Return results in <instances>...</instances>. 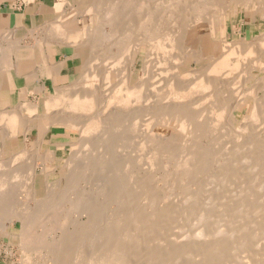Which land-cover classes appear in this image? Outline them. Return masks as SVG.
Instances as JSON below:
<instances>
[{"label": "bare ground", "instance_id": "6f19581e", "mask_svg": "<svg viewBox=\"0 0 264 264\" xmlns=\"http://www.w3.org/2000/svg\"><path fill=\"white\" fill-rule=\"evenodd\" d=\"M149 2L146 5L136 0H62L58 7L62 23L78 18L81 21V27L74 25L71 32L65 31L63 25L54 28L60 38L74 44L82 60L74 81L55 88L54 94L39 104L25 103L20 108L0 110V244L5 238L11 243L18 242L23 255L20 264H264V181L260 179L264 164L262 167L259 164L264 156L259 162L255 161V152L264 146V137L260 136L264 128L258 123H263L264 118L261 103L264 97H258V92L264 93L261 84L264 34L249 39L246 33L236 30L240 39H229L230 23L239 8L244 10L248 23L264 22V0ZM66 4H69L67 10L64 9ZM207 32L220 43L218 47L204 45ZM139 66H143L142 69ZM155 68L162 72L171 70L170 79L176 82L169 83L166 96L161 94L162 108L151 107L153 101L150 99L149 109L143 114L146 119L143 129H131L132 138L137 131L149 134L133 140L135 143L137 138L142 140L137 150L145 161L144 173L137 176L134 167L143 165L142 161L128 156L131 153L137 156L132 146H127L132 151L117 161L116 156L124 150L117 152V145L115 156V144L120 143L119 139L122 145L130 142L113 134L129 133L133 108L141 103L145 90L138 87L137 81ZM103 73L109 75L104 77ZM161 74L167 75L166 72ZM254 77L259 79L253 82ZM221 80L225 83L220 84ZM250 83L251 87H247ZM110 85L112 88L103 94V89ZM238 85L242 89L233 93L235 88H241ZM165 88H162L163 94L167 92ZM182 102L187 106H180ZM248 106L250 113L243 114ZM111 109L116 112L108 114ZM240 114L244 115L242 121L238 120ZM40 118L46 124V131L62 127L72 135L73 140L69 139L67 144L90 152L78 154L81 158L77 156L76 161L75 155L70 156L72 159H68L59 173L57 166L65 164L64 159L57 158L52 148L39 154L45 165L40 173L34 165L35 157L29 156L34 167L28 161L30 166L26 167L28 151H35L44 143L36 140L37 135L34 144L29 145L31 132L34 128L39 130ZM257 123L260 131H256ZM77 131L80 135L75 141ZM177 133L181 135L176 136ZM218 133L232 139L236 145L230 150L227 145L226 150L217 152L219 142L215 136L218 138ZM208 134H215V139L210 140L213 145L218 142L215 146L203 144ZM20 136L23 143L12 150L9 141ZM58 144L52 143V146ZM133 147L136 148L134 144ZM263 150L260 153H264ZM241 153H245L242 160L250 169L262 168L257 170L261 184L259 179L250 178L254 169H247L252 175L246 171L242 175L238 170L241 176L235 169L233 173L232 168V171L228 168L229 172L219 173L213 168L216 175L208 170L209 163L215 164L214 160L221 155L229 162L228 166L234 168L242 164L241 156H235ZM8 155H12L11 160L6 162ZM159 160L164 169L175 164L174 160L179 169L183 166L179 175L172 176L174 182L168 187L173 192H167L168 195L154 185L159 181V176H154L155 168H160ZM20 162L22 164L18 165ZM96 172L103 177L101 184L94 187L114 215H107L106 204L101 206L97 199H92L93 205H84L83 211L76 214L86 217L73 218L70 213L75 211L77 201L69 195L74 193L76 186L78 190L81 187V183L76 182L84 177L90 180ZM54 173L59 177L52 180ZM207 173L210 178L203 177L208 179L205 184L203 179H200L203 183L198 179V183L193 182L196 181L194 176ZM124 175L136 178L129 183L127 176V183L126 177L122 179ZM167 175L171 178L172 174ZM51 184L55 187L49 188ZM207 188L216 192L208 191L212 195H207L203 191ZM110 205L116 208H109ZM12 225H16L15 230ZM35 256L38 258L33 261Z\"/></svg>", "mask_w": 264, "mask_h": 264}, {"label": "rangeland", "instance_id": "374dc122", "mask_svg": "<svg viewBox=\"0 0 264 264\" xmlns=\"http://www.w3.org/2000/svg\"><path fill=\"white\" fill-rule=\"evenodd\" d=\"M137 2H141L142 4H144V2H145V4L147 5V3L146 2H149V0H136ZM144 1V2H143ZM188 2H189V0H188ZM150 4H152V3H155V2H149ZM69 4H66L65 6H64V9H66L65 7H69L68 6ZM189 5V4H188ZM69 9V8H68ZM67 10V9H66ZM245 12H244V10L242 9V8H239V10L237 11V13H236V17H233L232 18V21H231V23H230V28H229V39L230 40H234V39H240V34L238 33V32H236V30H241V31H243V33H246L247 34V36H248V38L249 39H253L254 37H256V39L257 38H259L260 37V34H264V22H262V21H259V22H247V17H244L245 16V14H244ZM252 24V25H251ZM187 25V24H186ZM232 27V28H231ZM255 27V28H254ZM242 28H243V30H242ZM252 30H251V29ZM260 29V30H259ZM252 35V36H251ZM216 44V45H215ZM204 45L205 46H211V47H218L219 45H220V43H217L216 42V40H214L213 38H212V36H211V34H209L208 32H207V34H206V36H205V41H204ZM145 50V49H144ZM142 54H144V51L142 52ZM81 59L79 60V64L81 65ZM203 64H204V62H203ZM109 65V64H108ZM108 65H105V67L106 66H108ZM103 68H104V66H102ZM143 67V66H142ZM142 67H140L139 66V69H142ZM158 70V69H157ZM156 70V68L153 70V72L152 73H146L145 74V78H141V79H139L138 81H137V85H138V87L139 86H141V88L143 89H145V90H143V93H142V95H141V103L140 104H138V105H136L134 108H133V110H134V112L131 114V116L133 115V117L130 119V121L131 122H133V123H130V126H129V129L127 128V132H128V130H129V133L131 132V129L133 130V128L134 129H136V130H138V131H140L141 129H143V125L146 123V122H144V121H146V119L144 118V116H143V114H144V112L147 110V109H149V105H150V103H151V107L153 106V108H157V110L159 109V108H162L163 106L162 105H164L162 102H161V100H162V98L164 97V96H166L167 95V93H168V91H169V83L171 82V83H173V82H176L175 80H173L172 78L170 79V77H171V70H167V71H163L164 73L166 72L167 73V75H165V74H161V73H163L162 71H160V70H158L157 71ZM116 71H118V70H116ZM156 71H157V73H156ZM168 72H169V74H170V76H169V74H168ZM116 73V72H115ZM108 74V73H107ZM106 73L104 74L103 73V76L105 77V76H108ZM161 75V78L158 76V75ZM254 74H256V75H258V77H260L259 76V74L258 73H254ZM112 75H115L114 73L112 74ZM136 77H137V73H135V75H134V79H133V82L135 83L136 82ZM253 77V76H252ZM258 77H254L253 79V82H255L257 79H259ZM165 78V80H163ZM166 79H169V81L167 80L166 81ZM116 80H119V79H116ZM228 80V79H227ZM262 81H261V84L262 85H264V75L262 76V79H261ZM117 82V81H116ZM223 83H225V81H222L221 80V83L220 84H223ZM175 84V83H174ZM75 85H78V82L76 81L75 82ZM166 85H168V86H166ZM251 83L250 84H248V86L247 87H251ZM104 86H101V88H103ZM164 89L165 87L167 88H165V90L164 91H167V92H164V94H163V89ZM238 88L239 87H241V86H237ZM112 88V85H110L108 88H106L105 87V89H103L104 90V92H103V94L104 93H106L108 90H110ZM160 88V89H159ZM242 89V87L241 88H239V89H234V90H232L233 91V93H236V92H238V90H241ZM72 90L74 91V84H73V87H72ZM237 90V91H236ZM159 91V92H158ZM162 93H161V92ZM236 91V92H235ZM163 95V97H161L162 95ZM166 94V95H165ZM144 95V96H143ZM227 95V94H226ZM225 95V96H226ZM228 96V95H227ZM142 97L144 98V100L142 99ZM258 97L259 98H262V97H264V93L263 92H258ZM160 98H161V100H160ZM150 99H152L151 100V102H150ZM159 99V100H158ZM149 100V101H148ZM158 101V103L156 102L155 103V101ZM146 101V105H144V104H142V102H145ZM160 102H161V105H160ZM33 103V102H32ZM154 103V104H153ZM185 104H183V102L181 103V105L180 106H187V103L186 102H184ZM261 103L264 105V101H261ZM149 104V105H148ZM157 104V105H156ZM183 104V105H182ZM140 105V106H139ZM155 105V106H154ZM160 105V106H159ZM204 106V105H203ZM250 106H248V107H246V109H245V113H243V114H249L250 113V108H249ZM116 111H115V109H111V110H109V113L108 114H114ZM123 113H124V111H123ZM135 114L138 116H135ZM264 115V114H263ZM137 117V119H136V121H135V118ZM243 117H244V115H242V114H240L239 115V118H238V120L239 121H242V119H243ZM264 117V116H263ZM133 119V120H132ZM208 119V118H207ZM262 119V118H261ZM121 120V119H120ZM122 121V120H121ZM261 121H263V123H264V118L261 120ZM134 123H136V124H134ZM258 123H260V126L261 127H263L264 128V124L263 123H261V122H258ZM256 124L257 126H259V124ZM131 124H133V125H131ZM139 124V125H138ZM141 124V125H140ZM263 125V126H262ZM39 130L37 129V128H34V130L31 132V135L29 136V145L31 144V143H33L34 144V142L33 141H36V140H39V139H41L44 143H42V145L41 146H39V148L38 149H36L35 151H33L34 149H32V150H29L28 152L29 153H27V157L25 158L26 160H25V163L24 164H26L25 166L26 167H28L27 165H31V167L33 166L32 165V163H31V161L33 162V160H32V158H34L35 157V159H34V161H36V164L34 163V165H35V167L39 170V173L41 172V170H43V168H44V163H43V160H40L39 159V154H42V153H46L47 151H48V149L50 148H52V150H53V152H54V155L57 157V158H60V159H64V163L65 164H60L59 166H57V172L59 173L60 172V170H62V169H64L65 168V165H66V163L67 162H69L68 161V159H72L73 158V155H75V158H73L74 159V161H76L75 159L77 158V156H78V154H81V155H86V153H89L90 152V150L88 149V151L86 150V149H83L85 152H83V151H81L80 149L81 148H77V147H72V145H70V144H67V141L70 139V140H73L72 139V135L69 133V132H66V130L64 129V128H62V127H59V128H57V127H54L52 130H50V132H48V131H46L47 130V127H46V124H45V122H44V120L42 119V118H40L39 119ZM260 126L259 127H256V131H260ZM137 127H139V128H137ZM153 129H155V125H153V126H151ZM257 128H258V130H257ZM58 130V131H57ZM38 131H39V134H38ZM137 131V133L134 135V136H136V137H139V136H146V135H149V134H146L145 135V133H140V132H138ZM46 132V133H45ZM42 133V134H41ZM123 133L122 131L121 132H119V133H117V132H115V134H113V136H116L117 138L118 137H121L122 138V140L123 141H125V139H126V141H128V142H130V143H128L129 145H127V142H124V144L123 145H125L126 147H125V149H124V146L122 145V141L119 139V141H120V143H116V142H118V139L117 140H113V141H115L114 143H116L115 145V147H113V151H114V153H115V156L118 154L117 152L119 151H122V150H124L122 153L120 152L119 153V155H117L116 156V160L117 161H121V159L122 158H124V156H127V154L129 153V152H131L132 150L131 149H133L134 151H136V152H134V154H136L137 153V156L136 155H134V157H133V155H132V153L130 154V155H128L129 157H132L133 159H135V161H137V162H139V161H142V157L141 156H139L138 155V152H140V151H138L137 150V147H139V143H141L142 142V140H139L140 138H137L136 139V143L133 141L136 137H133L132 138V136H133V134L132 133ZM260 133V132H259ZM126 134H127V136H129V137H127L126 136ZM129 134V135H128ZM153 134V133H152ZM180 133H177V135L176 136H178ZM218 134H220V133H218ZM264 133H260V136H262V137H264V135H263ZM37 135H38V138L36 139V137H37ZM79 135H80V133H79V131H77V134L75 133V135H74V140L76 139H78L79 138ZM132 135V136H131ZM175 135H173L174 137H176ZM181 135V134H180ZM179 135V136H180ZM212 135V136H211ZM208 134L207 135V137L205 136V139H204V141H203V144L204 145H207L208 146V144H212L213 145V142L212 143H210L211 141L210 140H212L211 138H214V136H215V134ZM68 136H69V138H68ZM141 136V139H143V137ZM167 136H169V134H167ZM219 136H220V138H219ZM218 136V138H217V136H215V138L216 139H218V142L216 141V143H214V145L213 146H215V144H217L216 145V149H218V151L217 152H219L220 151V149H221V151L223 150V149H227V148H229L228 150H230V149H232V147H234V144L236 145V143L234 142V141H232V139L231 140H229L227 137H225L224 135H222V134H220ZM43 137V138H42ZM45 138V139H44ZM59 140H58V139ZM131 138H132V140H131ZM176 138H178V137H176ZM208 138V139H207ZM214 138V139H215ZM225 138H227V140L225 139ZM36 139V140H35ZM223 139H225V140H223ZM69 140V141H70ZM75 140V141H76ZM1 141V140H0ZM133 141V142H132ZM177 141H179V139L177 140ZM207 141H209V142H207ZM264 141V140H263ZM132 142V143H131ZM205 142V143H204ZM220 142H222L221 144H220ZM1 143V142H0ZM23 143V138L20 136V137H18V138H12L10 141H9V146L12 148V150L13 149H15V148H19V146L21 145ZM52 143H59L58 145H57V147H54V146H52ZM62 143H66V144H62ZM126 143V144H125ZM206 143H208V144H206ZM228 143V144H227ZM2 144V143H1ZM1 144H0V148H2V146H1ZM78 144V143H77ZM133 144H134V146H136V148H134L133 147ZM117 145H119L120 146V149H119V146H118V150H117V152L115 151V149H117L116 147H117ZM209 145V146H210ZM224 145V146H223ZM227 145L228 146H230V147H227ZM231 145H233V146H231ZM31 146V145H30ZM130 148V146H132L131 147V151H129V148ZM122 147V148H121ZM212 146H210V149H212V151H214L215 153H216V150L214 149V148H211ZM223 147V148H222ZM225 147V148H224ZM227 147V148H226ZM264 146H262V148L260 149V150H262V149H264L263 148ZM33 148V147H32ZM128 148V149H127ZM73 149H77L76 151L74 150L73 151ZM122 149V150H121ZM1 150V149H0ZM78 150H79V152H82V153H79L78 152ZM126 150V151H125ZM260 150H258L257 151V153L255 152V157H256V155H257V157H258V155H259V157L257 158H255V161L256 162H259L260 160H262V157L264 156V153H260ZM32 151V152H31ZM45 151V152H44ZM87 151V152H86ZM112 151V152H113ZM264 151V150H263ZM262 151V152H263ZM34 152H36V153H34ZM77 154H76V153ZM100 151H98V153H99ZM125 152V154H123ZM127 152V153H126ZM224 152V151H223ZM9 153H10V151H9ZM34 153V154H33ZM75 153V154H74ZM30 154H32V155H30ZM216 154H218V153H216ZM243 154H245V153H241V154H237V155H235L237 158H240V156H241V160L243 159V158H245V157H243L244 155ZM247 154V153H246ZM81 155H79L78 157L79 158H81L80 156ZM239 155V156H238ZM11 156L12 155H8V156H6V162H8L9 160H11L10 158H11ZM29 156H31V157H29ZM70 156H72V158L70 157ZM139 156V157H138ZM234 156V155H233ZM262 156V157H261ZM83 157V156H82ZM119 157V158H118ZM122 157V158H121ZM219 157H220V155H219ZM138 158H140V160H137ZM142 158V159H141ZM223 158V159H222ZM261 158V159H260ZM29 159V160H28ZM37 159H39V160H37ZM78 159V158H77ZM118 159H120V160H118ZM178 159H180V161H181V157H178ZM176 160V161H178V162H180L179 160ZM260 159V160H259ZM263 159H264V157H263ZM218 160H219V163H221V165H219V163H218ZM224 160H226V158H224V157H222V155H221V157L220 158H217V160H214V162L215 161H217V162H215V164H212L213 162H210L209 163V166H211V167H209L210 169H208V170H213V168L217 171V173H219L220 171H227V169L228 168H230V169H228V170H231V168H232V170H233V173H234V169L236 170V171H240V173L242 174V175H245L244 173H245V171H246V174L247 173H250L252 170L251 169H254L251 173H253V172H255V173H253V176H251L250 178H252L253 177V179H256V181H258V177L260 176V172H258L257 173V170L258 171H261V169L263 168L264 169V167H262V165L264 164V160L260 163L259 162V164H260V166L262 167V168H260V167H258V163H256L257 164V170H256V168H254V167H251V169L249 168V166H248V164L245 162H243V160H242V162L244 163H240V165H236V166H234V168L233 167H231V166H228L229 164H227V163H229V162H227V160L226 161H224ZM29 162V164L28 163H26V162ZM66 161V162H65ZM116 161V162H117ZM160 161V160H159ZM175 160H174V162H175V164L174 165H177L178 166V164H176L177 162H176ZM221 161V162H220ZM223 161V162H222ZM137 162H135L136 164H139V163H137ZM224 162H226V163H224ZM59 163V162H58ZM75 163V162H74ZM141 163V162H140ZM142 163H143V165L141 164H139L140 165V167L138 168V166L136 165L134 168H136V173H137V176H139V175H142L144 172H143V166H145V161L143 162L142 161ZM162 164V162L160 161L159 163H158V165L160 166V168L158 167V166H156V167H158V168H155V170H156V173H155V175L154 176H159L158 178H159V181H158V183H157V181H156V183L154 184L155 185V188L157 189V190H159L160 192H165L166 193V195H168V194H170V193H168L167 194V192H173V191H171L170 189L171 188H169L170 187V184L172 183V182H174L173 181V179L177 176V174L179 175V171H180V169H182L183 168V166H182V168L180 167V169H179V166L177 167V166H174L173 164H171L170 166H168V167H166V169H164V167H162L161 166V164ZM217 163V164H216ZM22 164V162H20V163H18V165H21ZM23 164V165H24ZM247 164V165H246ZM15 165H17V164H15ZM29 165V166H30ZM217 165H219V166H217ZM246 165V166H245ZM34 167V166H33ZM68 167V166H67ZM161 167H162V169H161ZM178 168L177 169V173H175L176 171H174V169L175 168ZM217 167V168H216ZM219 167H220V169H219ZM223 167H226L225 169L223 168ZM243 167V168H242ZM245 167H246V169H245ZM256 167V166H255ZM236 168H238V169H236ZM241 168V169H240ZM260 168V169H259ZM141 169V170H140ZM161 170V171H158V170ZM223 169V170H222ZM243 169V171H241ZM247 169H250L251 171H247ZM59 170V171H58ZM139 170H140V172H139ZM173 170V171H172ZM231 170V171H232ZM162 171H166V172H162ZM168 171H170L169 173L170 174H172L171 175V178H170V175H167V174H169L168 173ZM211 171H209V173H212ZM230 171V173H232ZM236 171H235V173H236ZM239 171L237 172V173H239ZM263 172H264V170H262ZM261 171V174H262V176L264 177V173ZM98 172V171H97ZM97 172L95 173V175L94 176H96V177H91L90 175L91 174H87V176L89 177H91V179L89 180L87 177H84L83 179H81V181L78 183V182H76L77 184H79L80 185V183H81V187L78 185V187H80L79 188V190H78V188H77V186H76V188H75V186H74V193H72V194H70L69 195V197H71V198H73L72 200H74V201H77L76 203H75V211L71 214L70 213V215L74 218V217H76L77 216V219L79 218H85L86 216H84L82 213V216H81V214H79V215H76L77 213H80V211L82 212L83 210V206L84 205H89V204H91V205H93V201H92V199L93 200H95V199H97V201L96 202H100L99 204L101 205V206H104V204H106L105 203V199L103 198V196L102 195H99L98 194V191L96 190V185H100L101 183V180H100V178L102 179V177L103 176H101L100 177V175H98L97 174ZM143 172V173H142ZM174 172V173H173ZM206 172H208V171H206ZM205 172V173H206ZM227 172H229V171H227ZM58 173H54V174H52L51 175V179L52 180H54V179H57L58 177H59V174ZM135 173V174H136ZM215 173V174H214ZM215 171L213 172V174L214 175H216L217 174ZM230 173H228V174H230ZM233 173H232V175H233ZM239 173V175L241 176V174ZM250 173V175H252ZM257 173V174H256ZM57 174V175H56ZM102 174V173H101ZM166 174V175H165ZM208 174V173H207ZM205 175V174H199V175H202V177L200 176L199 177V175H196V176H194V177H196V178H194L196 181H193V182H196V183H198V181H197V179L199 180V182L200 183H203V184H205L206 182H207V180L210 178V175L208 174V175ZM254 174H256L257 176H255ZM166 177H165V176ZM173 175H175V176H173ZM213 175V176H214ZM234 175H236V174H234ZM238 175V176H239ZM259 175V176H258ZM99 176V178L97 179V177ZM130 177V176H132V175H124L123 177H122V179H124V177H126L124 180L127 182V178L128 177ZM162 178H161V177ZM167 176H169V178L167 177ZM174 178H173V177ZM209 176V177H208ZM211 176H212V174H211ZM260 177V179H261V181H264V180H262V178L263 177ZM133 177H135V176H133ZM133 177H130V178H128V182L129 183H131L132 181H131V179L133 178ZM198 177V178H197ZM205 177H207L206 179H204ZM245 176H243L242 178L243 179H245L244 178ZM254 177H256V178H254ZM94 178V179H93ZM136 178V177H135ZM134 178V179H135ZM164 178H166V179H164ZM167 178L169 179L168 181H167ZM192 178V177H191ZM190 178V179H191ZM246 178H247V175H246ZM249 178V177H248ZM86 179V180H85ZM171 179V180H170ZM193 179V178H192ZM193 179V180H194ZM200 179H203L202 181L200 180ZM260 179H259V182H260V184L262 183L261 181H260ZM264 179V178H263ZM88 180V181H87ZM97 181V182H94V181ZM100 180V181H99ZM166 180V181H165ZM205 180H206V182H205ZM84 181V182H83ZM133 181H135L136 182V180H133ZM91 182V183H90ZM127 182V183H128ZM167 182H169V183H167ZM96 183H98V184H96ZM133 183V182H132ZM262 184H264V183H262ZM168 185H169V187H168ZM94 186H96V187H94ZM157 186V187H156ZM163 186H166V187H164V188H166V189H164L163 188ZM53 187H55V184H51V185H49V188H53ZM210 188V187H209ZM209 188H207V189H204L203 191H205L204 193L205 194H207V195H212L213 194V192H216L215 191V189H214V191H211V190H209ZM77 189V190H76ZM211 189V188H210ZM76 190V191H75ZM166 190V191H165ZM95 191V192H94ZM211 193L212 192V194H209V192ZM220 191L221 190H218V193L220 194ZM224 191V190H223ZM228 192V190L227 191H224V193H227ZM218 193H215V194H218ZM75 196H74V195ZM77 194V195H76ZM91 194V195H90ZM214 194V195H215ZM90 195V196H89ZM92 197V198H91ZM67 199V198H66ZM66 199H65V201H66ZM103 200H105V201H103ZM108 204V203H107ZM106 204V205H107ZM105 205V206H106ZM68 207H70L69 205H67ZM106 207H107V209H106ZM105 207V209L107 210V213H109V214H107V215H114L112 212H110V210H108V205ZM113 207V208H112ZM109 208H112V209H115L116 207L115 206H112V205H110L109 206ZM121 210V209H120ZM116 214V216H118V212L116 211L115 212ZM79 216H81V217H79ZM115 216V217H116ZM118 218H120V217H118ZM75 220V219H74ZM115 223V222H114ZM18 226V225H17ZM12 228L15 230V228H16V225H12ZM11 231H12V229H11ZM1 245V249H0V264H20V263H22V260H23V255H22V253H21V251H20V247H19V245H18V242H12L11 243V241L9 240V238H5L4 240H3V242L0 244ZM16 247V248H15ZM16 255V256H15ZM36 258H38V256H35V258H34V260L33 261H36L37 259Z\"/></svg>", "mask_w": 264, "mask_h": 264}, {"label": "crops", "instance_id": "0c3cea01", "mask_svg": "<svg viewBox=\"0 0 264 264\" xmlns=\"http://www.w3.org/2000/svg\"><path fill=\"white\" fill-rule=\"evenodd\" d=\"M61 1L0 0L1 111L20 108L25 103L39 104L54 94L55 88L74 81L80 66L77 49L72 42L60 38L55 29L63 25L65 31L71 32L74 25L81 27V21L78 18L63 24L58 10Z\"/></svg>", "mask_w": 264, "mask_h": 264}]
</instances>
